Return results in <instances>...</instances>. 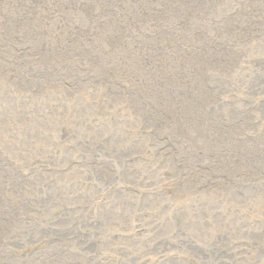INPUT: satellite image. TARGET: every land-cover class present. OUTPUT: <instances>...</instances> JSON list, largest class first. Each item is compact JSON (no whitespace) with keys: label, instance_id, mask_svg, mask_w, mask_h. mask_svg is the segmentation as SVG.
<instances>
[{"label":"rangeland","instance_id":"374dc122","mask_svg":"<svg viewBox=\"0 0 264 264\" xmlns=\"http://www.w3.org/2000/svg\"><path fill=\"white\" fill-rule=\"evenodd\" d=\"M5 1L2 23L23 16L0 29V264H264V156L255 173L221 176L202 194L194 184L188 197L187 164L204 154L178 138L174 122L186 119L169 113L197 103L204 88L205 120L238 117L229 133L250 130L243 150H259L264 0H100L90 27L72 36L69 28L88 24L78 0L47 12L29 8L37 0ZM177 22L183 29H173ZM162 33L177 40L161 43ZM165 47L179 48L175 63L195 59L178 105L176 88L144 97L142 82L126 79L162 64L146 50ZM163 67L168 77L172 68ZM202 198L215 211L201 210Z\"/></svg>","mask_w":264,"mask_h":264},{"label":"bare ground","instance_id":"6f19581e","mask_svg":"<svg viewBox=\"0 0 264 264\" xmlns=\"http://www.w3.org/2000/svg\"><path fill=\"white\" fill-rule=\"evenodd\" d=\"M72 1L73 0H70V1L69 0H37V1H33L29 5V8L36 7V8L42 9L44 12H47L46 9L47 10L54 9L55 8V5H59V7L61 9L62 7L65 6V2L67 4H71ZM121 1H124L126 3L129 0H121ZM159 1H162V0H159ZM159 1H157V2L159 3ZM5 2L7 4H10L11 3V0H7ZM130 2H132L133 5L137 3L135 1H130ZM0 3H1V0H0ZM78 3H79L78 6L81 8L80 11L82 12L83 9L85 10L84 13L82 12L84 14V17H85V22L84 23L87 22L88 24L85 25V26L82 25L80 27L77 26V25H74V29L69 28V30H68V35L69 36L70 35L72 36V34H73V33H69V31H72V32H75L76 34H79V32L82 30L81 27H83L84 29H86L87 27L89 28L90 25H91L90 24L91 20L102 9L100 6H97L96 5L98 3H101L100 0H78ZM19 4L22 5L21 3H19ZM42 5H44L45 7H41ZM47 6H48V8H47ZM11 7H13V6H11ZM18 7H20V6H18ZM20 8L22 9L23 7H20ZM255 8H257V6L256 7L254 6L253 11L255 10ZM139 9H141V8L140 7H137V10H139ZM145 10H146V8H145ZM186 10H187L186 11V13H187L190 9L188 8ZM132 11L135 12L136 10L133 9V10H131V12ZM179 11H180V9H179ZM150 13H152V12H150ZM173 13H174V15H176V20H177V18H178L177 17V14L178 13L175 14L176 11H173ZM186 13H182V14H186ZM85 14H87V15H85ZM152 14L150 15L151 18H152ZM22 16L23 15H20V16H17L16 15L15 18L7 20L6 23H2L1 20H0V29H3V27L6 24H9V25H12V24L13 25H16V24H18L19 23V18H17V17H22ZM41 18L43 19L44 16H41ZM95 18H97V17H95ZM159 18H161V17H159ZM173 18H175V16H173ZM184 18L185 17H182V18L179 17L178 19H179V21H182V20H184ZM42 19H41V21H42ZM156 20H158V19H156ZM135 21H137V20H135ZM178 22L175 23L174 25H172L173 26V29H175V30H177V29L181 30L182 27L181 28H178L181 25V23H178ZM161 28H163V27H161ZM65 30H66V27L64 28V31ZM8 32L9 31H6L5 34L8 35ZM163 32H164V30H163ZM56 33H58V32H56ZM196 34H198V33L196 32ZM57 36H59V35H57ZM162 36L163 37L158 38V41H161V43H166V41L168 43L170 40H174V41L177 40V37L174 38L173 36H170L169 41H168L167 38L169 36L167 35V33L166 34L162 33ZM194 37H195L194 40L196 41L197 38H196L195 35H194ZM114 38H115V40L113 41V43H116V41H117V35L116 36L114 35ZM171 38H173V39H171ZM108 43L110 44L112 42L105 41L103 44L105 46H107V45H109ZM174 44H175V42L173 43V46H174ZM187 45H189V43ZM120 47H121V45H120ZM143 50L144 49L142 48V51ZM162 51H169L170 53L169 54H165ZM178 52H179V48L176 50L175 47L173 49H171L169 47H167V48L165 47L164 50L162 48H160V49L159 48H154V49H148V50H146V56H149L150 57V60L154 61L155 59L158 60L160 58L162 64H160V65H158L156 67L155 66L156 63H154L153 66H155V67H152V69L150 71H147V72L144 71L143 75L142 76H139V79H137V77L134 78V79H130V78H126V79L128 81H131V80L138 81L139 80L140 82H142V84L144 85V87L146 89L145 90L146 92L143 91V93H142L144 95V97L145 96L152 95L155 92L156 93H159V94L164 93L167 96L168 90H171L172 88H176L177 91H178V93L180 95H179V97L177 99H174V100H171V101L175 102L177 105L180 104L181 103V100L184 101L185 100V97H186V93L183 94L180 85L182 84L183 78H185V79L190 78V74H189V72L187 70V67H188L189 63H191L192 61L194 62L195 59L194 60L185 59V62H184L185 64L184 63H181L182 61L180 62L181 64L180 63H175V62H178V60L180 61V56L179 57L177 56V53ZM220 53H222V52H220ZM56 55L57 54H53L52 53L50 55V57L56 58ZM163 55L166 56V57H163ZM179 55H181V54H179ZM219 55H221V54H219ZM207 56H202V58H204V57L206 58ZM181 58H183L182 55H181ZM157 60H155V62ZM163 63L164 64H169V66L172 68V71H171V73L169 74L168 77H166L165 76V73L162 71V69L164 68L163 67ZM207 64H208L207 66H209L212 70H214V69L217 70L218 69L215 65L213 66V65H210L209 63H207ZM193 72H195V71H193ZM125 73L127 74V71H125ZM109 78H110V76H109ZM119 81L122 82V80H119ZM204 92H205L204 88H203V90L201 89L200 92H198L199 98H198L197 103H191V102L187 103L188 101H186V103L184 104V110H183V112H180V109L177 110V108H175V109H169V113L171 114L172 119H173V117H174L175 114L181 116L183 119H186V122H184L183 124H179V123L174 122L176 124L175 134L178 136V138H180V140L182 142H184L185 144H187L188 146H194L195 145V147H197V150H202L203 151V154H204V155H200V156H197V157L196 156H192L190 158V161L187 164V166H190L189 169L186 171V173L189 175L187 177V180H186V186H187L186 188L188 190L187 191H184V194L187 195L188 197H189V195L190 196H193L194 195V194H191L190 191L193 190V188H195V187L197 189V190H195V193L196 192L197 193L199 192V194H202V191H199V190H201V187L203 189H205L204 187L209 188L210 185H212V184H215V186H217V184L219 183L218 181L221 180L220 179L221 176H222V179H223V176L224 177L227 176L228 179L230 177L238 178V177H242L243 176V173L242 172H244L245 170H247L245 173H248L249 170H251L253 173H255L256 172L255 168L257 167V164L259 165V162L261 161V159L264 156V145H262V144H264V139H263L264 137L262 138V142L261 143L255 144V145L252 146V147H254V146H258V147L261 146L259 148V150L255 151V154H250V156H248L247 155V152H245L243 150L244 149L243 148V145H245V144L248 145V143L245 142V140H244L245 138H242V136L247 135L248 132H250V130H248V129L247 130H244L243 128L236 127V129H235L236 132H237L236 134L229 133V131H228L229 125L232 126V127H235L237 121L239 120L238 117H232L229 120H223V119H219L218 121L205 120V118L202 116V112H203L202 106H203V104H205V103L207 104L208 103L209 98L206 97V94ZM201 99H202V101H201ZM144 102L146 104H148L146 101H144ZM140 104L142 105L143 110L145 111V114H147L146 112H147V110L149 108H147L144 103H141L140 102ZM191 105L194 106L193 109L191 108ZM190 120L192 122L195 121L196 124H193L195 126L194 128H193V125H189L191 123ZM214 126H216V127H214ZM138 129H140L139 126H138ZM142 129H144V128H142ZM188 130L191 131L193 137H190L188 135V133H187ZM209 130H211V131L209 132ZM148 136H150V134H148ZM125 137H126L125 135L122 136L123 140H124ZM123 140H121L122 143H124ZM251 140L252 139L249 138V141H251ZM237 142H239V143L237 144ZM120 143L118 145H120ZM148 146L156 147L159 150L161 149V146H159V145H151V144H148ZM199 147H201V148H199ZM256 149H258V148H256ZM202 156H204V157L202 158ZM201 159L207 160L208 161L207 164H202L200 162ZM227 165L229 166L228 169L231 168L230 172H227V170H226ZM176 169L179 171V173L181 175H184L183 174V171H181L180 167H176ZM203 175L205 176V179H204V181L202 183H200L201 177ZM193 178H195V179H193ZM228 179H226V180H228ZM189 180L191 181V183H189ZM176 183H179L180 184L181 182H180L179 179H175V184ZM194 184H196L195 187L193 186ZM219 184H222V182H220ZM202 209H203V211H206V212H208V210H211V212L215 211V209H214L213 206L205 205L203 203V198L201 199V210ZM118 220H120V219H118ZM127 223H129V221ZM114 224H116L115 230H117L118 232H120V231L122 232V229L119 230V228H121L120 223L119 222H114ZM138 227L141 228V225H138ZM136 232H137V229H132V231L130 230V232H129V230L127 231V233H132V235L135 234ZM141 233L146 234L147 231H146V233H144L143 231H141ZM136 235H142V234H136ZM160 240H162V239H160ZM131 246H132V244L129 245V247H131ZM121 252H120L119 249L117 250V248H116L114 250V253L113 254L117 258H119L121 256ZM163 255H164L163 253H160L159 252L158 255L155 257L156 259L155 260L153 259L155 261V263L161 262L162 259H163ZM146 257L147 256L144 253L140 258H141L142 261L145 262V260L147 259ZM123 258H126V255Z\"/></svg>","mask_w":264,"mask_h":264}]
</instances>
